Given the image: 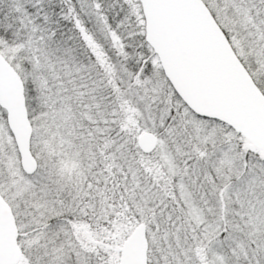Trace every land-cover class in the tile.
Returning <instances> with one entry per match:
<instances>
[{"label":"snow or ice","instance_id":"snow-or-ice-1","mask_svg":"<svg viewBox=\"0 0 264 264\" xmlns=\"http://www.w3.org/2000/svg\"><path fill=\"white\" fill-rule=\"evenodd\" d=\"M0 264H264V0H0Z\"/></svg>","mask_w":264,"mask_h":264}]
</instances>
